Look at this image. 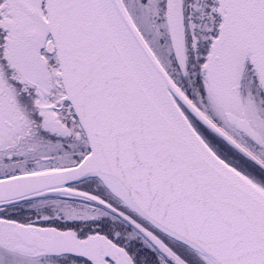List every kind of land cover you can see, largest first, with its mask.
<instances>
[{
  "label": "snow or ice",
  "instance_id": "snow-or-ice-1",
  "mask_svg": "<svg viewBox=\"0 0 264 264\" xmlns=\"http://www.w3.org/2000/svg\"><path fill=\"white\" fill-rule=\"evenodd\" d=\"M0 264H264V0H0Z\"/></svg>",
  "mask_w": 264,
  "mask_h": 264
}]
</instances>
